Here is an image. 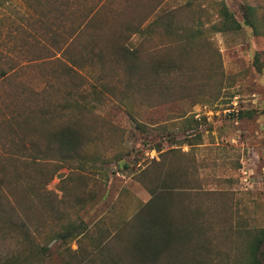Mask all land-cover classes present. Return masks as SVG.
<instances>
[{
    "label": "rangeland",
    "instance_id": "374dc122",
    "mask_svg": "<svg viewBox=\"0 0 264 264\" xmlns=\"http://www.w3.org/2000/svg\"><path fill=\"white\" fill-rule=\"evenodd\" d=\"M31 104L66 109L91 141L80 164L51 166L33 215L16 188L2 263L143 264L150 187L175 191L187 238L146 264L247 263L264 229V0H0V120Z\"/></svg>",
    "mask_w": 264,
    "mask_h": 264
},
{
    "label": "trees",
    "instance_id": "16d2710c",
    "mask_svg": "<svg viewBox=\"0 0 264 264\" xmlns=\"http://www.w3.org/2000/svg\"><path fill=\"white\" fill-rule=\"evenodd\" d=\"M254 10V6L246 5L244 16L246 25L257 33L258 29L253 20ZM223 15L225 30L241 28V23L227 8L223 9ZM122 51L125 54L135 55L133 50L127 48ZM136 67L137 65L134 64L133 69ZM76 107L81 108L78 104ZM65 110L61 108L53 116L49 104L42 108L31 104L26 114L13 107L0 120V231L7 226L13 230L18 227L12 219L17 215L16 188L24 186L33 191L29 195L30 207L26 210L33 215L32 206L36 199L43 196L44 186L53 179L57 170L71 162L78 164L82 162L85 145L91 140L86 128L79 123L80 119L69 116ZM142 129L144 130L145 127L142 126ZM47 164L50 167H45L48 166ZM51 166L57 168L59 166V168L51 171L50 168H53ZM9 171L13 174L10 175ZM164 188H149L152 198L141 207L135 218L138 227L133 236V247L137 255L135 258L143 264L160 258L165 252L171 253L179 237L187 238V228L177 224L175 215L169 209L168 198L176 193L172 189ZM4 192L6 195H3ZM2 200L8 202L12 208L11 213L7 212ZM185 212L186 210L180 211L182 217L185 216ZM10 216L11 218H7ZM7 220H9L8 225ZM263 247L264 229H261L249 245L246 264H264ZM2 255L3 252L0 250L1 264H17L18 258L15 255L8 257L2 263Z\"/></svg>",
    "mask_w": 264,
    "mask_h": 264
}]
</instances>
